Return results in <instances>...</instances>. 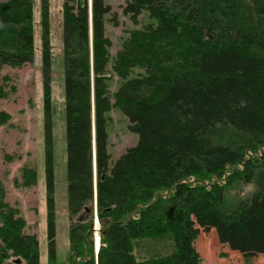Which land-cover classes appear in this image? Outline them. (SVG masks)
Returning a JSON list of instances; mask_svg holds the SVG:
<instances>
[{
	"label": "trees",
	"instance_id": "16d2710c",
	"mask_svg": "<svg viewBox=\"0 0 264 264\" xmlns=\"http://www.w3.org/2000/svg\"><path fill=\"white\" fill-rule=\"evenodd\" d=\"M91 3V14L89 0L63 3L70 264H202L196 224L216 228L247 261L264 253V0H126L123 14L138 24L145 13L150 22L130 30L115 56L106 35L111 5ZM42 4L55 264L49 0ZM110 21L118 25L115 14ZM33 30V0L0 2V98L15 90L2 67L34 62ZM112 107L127 116L138 142L110 166ZM8 119L0 111V124ZM23 178L36 184L37 170L29 167ZM26 224L0 182V264H41L37 236L25 232ZM165 238L171 251L138 255L140 241Z\"/></svg>",
	"mask_w": 264,
	"mask_h": 264
},
{
	"label": "rangeland",
	"instance_id": "374dc122",
	"mask_svg": "<svg viewBox=\"0 0 264 264\" xmlns=\"http://www.w3.org/2000/svg\"><path fill=\"white\" fill-rule=\"evenodd\" d=\"M5 1V0H0ZM111 5V12L106 15V35L111 39V56H115L121 47L122 39L134 28H140L150 22L145 13L140 22L135 24L129 16L123 14L122 6L126 0H105ZM63 3L64 0H49V30L51 43V109L53 135V172L55 200V264H70L72 257L69 228L72 220L68 209L67 180V139L65 119V69L63 43ZM91 0H89V5ZM92 5V3H91ZM42 0H33V35L34 62L21 67L4 65L2 75L11 77L9 88L14 86L6 98H0V111L10 115L5 123L0 124V182L5 189V200L19 210L26 220L25 232L37 236L40 263L49 264L50 239L48 231V203L46 193V140H45V93L43 78L42 49ZM90 11L91 6H90ZM116 15L118 25L110 19ZM91 18V16H90ZM246 47V46H245ZM110 75V74H109ZM119 85V78L113 74L110 82L111 98ZM108 151L111 154L110 166L125 151L138 142L137 133L129 127L127 116L117 107L109 112ZM94 119V118H93ZM94 130V126H93ZM95 147V140H93ZM95 150V149H94ZM96 152V151H95ZM95 153L93 158L95 159ZM96 159L94 162V186L97 183ZM37 170V183L24 185L23 172L28 168ZM246 189H249L247 187ZM96 201V200H95ZM93 207V235L95 249L98 250L97 235L94 229L101 228L98 220L96 202ZM97 227V229H96ZM199 229L195 247L200 254L202 264H264V253L252 257L246 256L220 241L216 228ZM172 250V242L161 240L140 241L137 253L141 256L166 253ZM98 255V254H97Z\"/></svg>",
	"mask_w": 264,
	"mask_h": 264
},
{
	"label": "bare ground",
	"instance_id": "6f19581e",
	"mask_svg": "<svg viewBox=\"0 0 264 264\" xmlns=\"http://www.w3.org/2000/svg\"><path fill=\"white\" fill-rule=\"evenodd\" d=\"M90 14H91V11H90ZM94 134H95V130H94ZM95 149V148H94ZM94 153H95V150H94ZM95 157V156H94ZM94 162H95V159H94ZM95 167H96V164H95ZM96 169V168H95ZM97 174V173H96ZM95 196H96V194H95ZM95 200H96V198H95ZM96 202V201H95ZM97 208V207H96ZM96 229H97V227H96ZM98 230H99V232H100V228H98Z\"/></svg>",
	"mask_w": 264,
	"mask_h": 264
},
{
	"label": "water",
	"instance_id": "95a60500",
	"mask_svg": "<svg viewBox=\"0 0 264 264\" xmlns=\"http://www.w3.org/2000/svg\"><path fill=\"white\" fill-rule=\"evenodd\" d=\"M90 6H91V3H90ZM102 178H103V176H102ZM95 198H96V196H95ZM93 226V225H92ZM95 230V229H94Z\"/></svg>",
	"mask_w": 264,
	"mask_h": 264
}]
</instances>
